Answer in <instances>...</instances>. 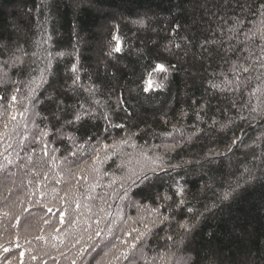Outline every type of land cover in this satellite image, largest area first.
Listing matches in <instances>:
<instances>
[{
    "label": "trees",
    "instance_id": "trees-1",
    "mask_svg": "<svg viewBox=\"0 0 264 264\" xmlns=\"http://www.w3.org/2000/svg\"><path fill=\"white\" fill-rule=\"evenodd\" d=\"M0 67V264H264V0H0Z\"/></svg>",
    "mask_w": 264,
    "mask_h": 264
},
{
    "label": "rangeland",
    "instance_id": "rangeland-1",
    "mask_svg": "<svg viewBox=\"0 0 264 264\" xmlns=\"http://www.w3.org/2000/svg\"><path fill=\"white\" fill-rule=\"evenodd\" d=\"M20 58H16L15 60H14V62L12 61L11 62V64H14V65H17V66H20L22 63H23V61L20 59ZM3 68V67H2ZM2 68L0 67V83H4L5 81H6V79H7V74L5 73V71H3L2 70ZM14 107H11L10 109H11V111H12V109H13ZM31 124H33V120L31 121ZM34 132L33 131H31V133L29 134V136L31 135V134H33ZM19 144V143H18ZM24 145H26V142H24V141H20V144L17 146V148L15 149L16 151L19 149V148H21V149H23L24 148ZM128 148V146L126 147V148H121V149H114L113 151H111V153L112 152H116L117 154H118V152L119 153H121V155H120V159H119V165H120V167L121 168H123V167H125V166H128V162H130V158L129 157H127V156H129L130 154H129V150L127 149ZM25 149V148H24ZM126 149V150H125ZM72 151H73V153H79V154H81L82 153V150H81V147H78V146H74L73 147V149H72ZM104 151V150H103ZM11 152V153H10ZM13 154V150L12 151H8L7 153H5V155H4V159H6L7 161L8 160H10V161H16L17 160V158H12L11 157V155ZM98 155H99V153H98ZM155 155H157V152L153 155V160L154 161H156L157 160V157H158V155L155 157ZM51 156V155H50ZM26 157H27V160H26V162L27 163H32V162H35V157H34V155H32V152L31 151H29L28 150V153H27V155H26ZM47 166L49 167V168H54V166H57V169H58V167H59V164L57 163V158L56 157H50L48 160H47ZM81 164H83L82 165V167H85V163L84 162H80L77 166H79V165H81ZM119 167V166H118ZM20 169H22L23 168V165L22 164H20V167H19ZM63 168H65V169H68V168H70V167H68V165H65V167H63ZM61 169H62V167H61ZM158 169V166H157V164H154V165H151V168L149 169V173H151V171H156ZM23 170V169H22ZM19 170H17V171H15L14 172V174H11V175H8V179H9V182H11L14 186H19V185H17L18 184V179H19ZM62 174V171L60 172V170H58V176H59V181H61V182H64V180L66 179L64 176H62L61 175ZM97 177L96 178H99L98 177V175H96ZM100 176V175H99ZM50 177V175L48 174L47 175V178H49ZM128 177V176H127ZM67 180V179H66ZM11 183H9V185H7L6 187H5V185H4V187L2 186V188H4V191H2L1 193H4V192H6L7 194H8V192L9 193H12V191H9V189H10V184ZM80 184H82L81 183V181H78V184H77V187H80ZM76 186V185H75ZM7 188H9L8 189V191H7ZM1 189V188H0ZM14 197H15V195H14ZM20 198V196L18 197V199ZM0 201H2L1 199H0ZM4 201H2V203H3ZM4 204H5V202H4ZM40 204H36V203H34V204H32V207L34 208L35 207V211H37L38 210V208H36V207H38ZM24 209V207H22V208H20V209H18V211L20 210V211H22ZM47 209V208H46ZM126 207H125V205L123 204V205H120V207L119 208H116V210H117V213H119L121 210H123V211H126ZM116 210H115V212H114V208H113V210H111V214L113 215V216H115V214H116ZM137 210V212H136V217L138 218V215L140 214V209L139 208H137L136 209ZM16 212H15V214L16 213H18V211L17 210H15ZM19 211V212H20ZM40 212H41V210H40ZM35 214V213H34ZM120 215H121V213H120ZM117 216V215H116ZM115 216V217H116ZM126 216V215H125ZM128 219L129 218H127L126 220L128 221ZM135 219L136 218H134V220H133V222L135 221ZM3 223H5V221H4V219H2L1 218V220H0V226H2L3 225ZM131 223V222H130ZM130 230V229H129ZM130 232H131V230H130ZM130 243L131 242H129V240H128V242H127V244L124 246V247H122L121 248V250H123V249H127L126 248V246L127 247H129V245H130ZM28 248H30L29 249V251L31 252V255L33 256V257H35V253H34V251H35V249L37 248V245H35V243L33 244V243H29V245H28ZM37 256V255H36ZM145 258H147L148 260V262H149V264H169V262H168V259L165 257V256H163V255H159V254H157V255H153V256H150V257H145L144 256V259ZM6 264V263H5Z\"/></svg>",
    "mask_w": 264,
    "mask_h": 264
},
{
    "label": "snow or ice",
    "instance_id": "snow-or-ice-1",
    "mask_svg": "<svg viewBox=\"0 0 264 264\" xmlns=\"http://www.w3.org/2000/svg\"><path fill=\"white\" fill-rule=\"evenodd\" d=\"M115 50H116L117 52L120 51L119 44L117 45V47H116ZM72 70H73L74 72L76 71L75 66H73V69H72ZM156 70H157V71H160V72H164V71H166L164 65H162V64H158V65L156 66ZM147 84H148V86L145 88V91H148L149 88L152 87L153 82L151 81V79L148 80ZM156 87H160V85H156ZM13 100H15V97H13ZM76 119L78 120V119H79V116H77ZM145 178H146V177H145ZM181 202H182V201H181ZM0 247H3V245H0ZM130 247L135 248L136 245H135V244H132ZM3 250H4L5 252H8V251H9L8 248H4ZM121 256H122L124 259H127V258H128V252H127V251L122 252V253H121ZM118 259H119V257H118ZM7 264H11V261L9 260V261L7 262Z\"/></svg>",
    "mask_w": 264,
    "mask_h": 264
}]
</instances>
